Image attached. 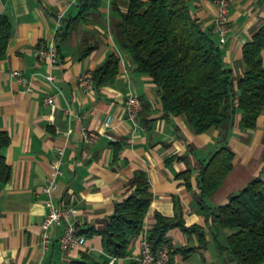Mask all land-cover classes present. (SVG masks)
Returning <instances> with one entry per match:
<instances>
[{
    "label": "crops",
    "instance_id": "obj_1",
    "mask_svg": "<svg viewBox=\"0 0 264 264\" xmlns=\"http://www.w3.org/2000/svg\"><path fill=\"white\" fill-rule=\"evenodd\" d=\"M128 2L101 0L81 18L80 4L73 0H0V14L11 25L6 51L0 55V132L10 136L3 153L12 171L0 185V264H71L87 257L129 264L141 253V235L132 237L125 256L113 257L104 250L98 231L115 203L134 190L130 179L138 172L146 174L152 192L142 231H150L157 213L184 224L167 233L171 264H237L220 248L232 230L215 222L214 211L253 178L264 177V110L249 129L240 127L238 112L228 132L215 127L196 132L185 114L165 115L158 86L151 76L136 71L112 29V21L127 10ZM187 2L203 27L213 29L214 0ZM229 18L231 30L220 44L225 64L239 75L244 72L245 44L264 29V0H230ZM49 41L56 43L60 55L52 67L34 54L38 45ZM113 52L120 58L114 79L101 86L94 83L93 89L80 88L79 74L93 72ZM261 60L264 66V49ZM14 70L30 82H20ZM49 72L53 81L47 78ZM131 90L143 100L137 126L125 109ZM51 93L56 103L53 114L44 101ZM85 128L98 131L99 139L85 141ZM225 141L234 151L233 167L205 198L208 213L197 200L200 171ZM60 149L62 174L52 197L74 203L79 231L93 232L85 233L84 245L62 248L63 226L54 224L51 241L44 247L41 223L48 212V195L43 187Z\"/></svg>",
    "mask_w": 264,
    "mask_h": 264
},
{
    "label": "trees",
    "instance_id": "obj_2",
    "mask_svg": "<svg viewBox=\"0 0 264 264\" xmlns=\"http://www.w3.org/2000/svg\"><path fill=\"white\" fill-rule=\"evenodd\" d=\"M100 2L82 0L78 15L84 18ZM112 29L120 48L132 57L136 71L151 76L158 86L165 115L185 114L196 132L212 127L228 132L235 125L238 112L242 129L256 126L264 110V29L245 44L244 72L239 75L225 64L222 46L214 38L216 33L203 27L187 0H129L127 10L112 21ZM10 34V21L0 14V55L6 51ZM119 65V56L110 53L93 71L95 85L112 81ZM9 142V134L1 131L0 185L12 174L3 153ZM233 159V148L225 141L203 164L197 194L203 211L209 213L205 198L220 187L233 167ZM130 184L134 190L115 203L113 213L98 231L104 250L113 257L127 254L132 237L143 228L152 199L144 172L133 176ZM214 219L220 227L232 230L227 244L220 248L237 264H264V177L253 178L239 193L231 195L227 203L216 208ZM177 225L184 226L175 217L157 213V222L149 231L152 248L158 250L168 244V230ZM106 263L87 257L71 264ZM129 264L138 263L132 260Z\"/></svg>",
    "mask_w": 264,
    "mask_h": 264
},
{
    "label": "built area",
    "instance_id": "obj_3",
    "mask_svg": "<svg viewBox=\"0 0 264 264\" xmlns=\"http://www.w3.org/2000/svg\"><path fill=\"white\" fill-rule=\"evenodd\" d=\"M76 4H80L82 0H73ZM215 14L213 18V31L218 36L219 43H225L228 34L231 30L229 11L230 0H214ZM34 54L38 59L46 60L50 67L56 65L59 62L60 55L58 46L54 41H49L38 45L35 48ZM13 75L18 77V80L23 84H28L30 79L22 75L20 70H14ZM54 74L49 72L47 78L50 81L54 80ZM78 85L80 88L93 89L94 78L92 71H84L78 76ZM46 104L50 106L51 114L55 110V95L47 94L44 98ZM125 109L127 117L132 120L135 126L138 125L140 113L143 109V100L138 93L131 90L125 98ZM112 115H109L105 124L111 125ZM84 140L88 143L96 142L100 133L98 131L84 129ZM62 154L63 149H60L59 156L52 161L51 172L47 176V181L43 187L44 192L48 195L46 199V205L48 212L44 216L41 223V243L44 247H47L51 241V228L54 224H61L63 231L60 235L59 242L62 248H67L75 245H84L87 240V235L81 233L76 225V216L79 212L78 207L71 202L63 200L55 201L52 197L53 191L57 187V179L62 174ZM141 253L134 257V260L138 264H171V248L168 244H165L158 250H154L149 240V232L141 230Z\"/></svg>",
    "mask_w": 264,
    "mask_h": 264
}]
</instances>
